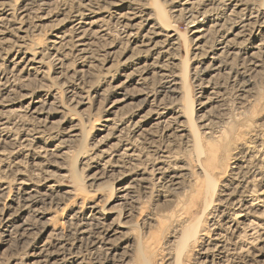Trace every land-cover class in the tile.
I'll list each match as a JSON object with an SVG mask.
<instances>
[{
	"label": "bare ground",
	"instance_id": "obj_1",
	"mask_svg": "<svg viewBox=\"0 0 264 264\" xmlns=\"http://www.w3.org/2000/svg\"><path fill=\"white\" fill-rule=\"evenodd\" d=\"M165 1L20 0L14 7L10 0H0V206L3 202L4 213L7 209L22 213L59 192L72 199L73 206L80 202L82 206L69 207L67 215L71 241L79 246L87 241V250L103 255L104 264L114 260L116 242L127 226L115 222L111 207L97 209L82 195L83 180L76 169L66 168V160L74 152L71 158L78 163L89 162L96 154L108 156L114 165L125 163L132 174L116 189L115 202L120 203L132 201L133 187L147 180L166 188L178 186L188 165L171 150L181 143L193 149L207 188L213 191L216 182L208 169L218 149L204 151L200 135L216 138L214 147L223 139L222 132L212 136L218 124L213 109L220 103V78L227 72L239 92L250 93L253 75L264 65V0H168V5ZM54 2L59 8L56 14L41 12ZM33 4L36 8L30 7ZM181 20L188 24L186 36L176 25ZM26 27L33 33L46 32V38H32L22 32ZM187 68L199 81L195 101L177 100ZM154 85L158 91L151 89ZM90 116L99 132L91 138L95 155L85 149L88 135L83 121ZM193 123L201 130L200 134L195 130V138L187 129ZM158 130L168 143L163 152L154 146ZM140 160L152 167L140 166ZM68 177L74 187L62 188L60 181ZM6 178L15 184V195L5 196ZM244 182L223 192L221 203L232 207V213L219 212L222 224L213 220L209 236L199 230V220L171 221L173 214H168L177 264L191 243L198 248L194 264L241 260L264 264V194L248 199ZM157 197L168 209L174 206L175 198L165 188ZM86 211L85 219L79 217ZM33 212L34 218L26 221L9 216L12 223L20 222L13 238L31 235L33 220L50 215ZM53 219H46L26 264H85L83 255L73 252L74 247L65 250L62 239L51 233ZM256 227L259 234L253 238Z\"/></svg>",
	"mask_w": 264,
	"mask_h": 264
},
{
	"label": "rangeland",
	"instance_id": "obj_2",
	"mask_svg": "<svg viewBox=\"0 0 264 264\" xmlns=\"http://www.w3.org/2000/svg\"><path fill=\"white\" fill-rule=\"evenodd\" d=\"M19 1L20 0H10V3L13 4L14 7H18ZM168 4L169 1L166 0L165 5ZM30 7L36 8V4H33ZM58 9V4L54 2L49 4L45 11L41 12L53 15L57 13ZM176 25L178 26L180 33L185 35L188 24L181 20L178 21ZM23 31L26 34H30L32 38L35 37L40 41H44V38H46V32L33 33L27 27L22 29V32ZM186 54L187 50L183 46L181 57L185 58ZM186 74H188V76L186 75L184 78L185 84L181 87V94L178 96L177 100L188 98L190 100L194 99L195 101V93L198 91L197 86L199 85V81L189 75L188 68ZM253 76L254 85L252 86L250 93L239 92L237 90V83L232 81L233 78H231V74L226 72L221 76L219 81L221 87L218 89L217 94L220 103L214 107L215 110L212 108L214 116L216 115L215 118L217 120H215L218 122L212 130V136H218L223 133V139L217 143V147H214L216 144L215 142L217 141L216 138L209 139V135H205L204 133H201L200 135L204 151L208 152L213 148L218 149L214 156L215 161L213 162V166L208 169V173L210 174L212 180L216 182V188L214 187L213 191L211 189L210 191L207 188L203 174L199 171L198 162H196L195 152H193V149L191 147H185L181 143H175L173 148L170 147L172 148L171 151H178L181 159L188 165L187 171L180 180L179 185L176 187L166 188V186H162L155 181L147 180V182H144L145 185L136 184L133 187L132 201L123 200L120 203H116V189L121 187L119 184L128 182L127 179L131 176L132 171H130V167L125 166L126 164L123 162H118L114 165V161L108 160V156L98 158L99 155L95 153L96 149L93 147V145L96 144L91 141V138L99 134L97 131L98 125H94L91 118L92 116L83 121L86 125L88 135V139L85 142V149L96 155L91 160L92 163L91 161L78 163L72 159L73 152L64 164L66 168L73 167V170L76 169L78 173L77 176H81L83 180V184H81L83 188V196L89 197L90 201L93 202L97 209L106 210L111 207L112 212H114L113 217L115 222L121 224L124 223L127 226L123 236L116 242L118 245L117 255L115 254L114 257H112L114 260L109 264H177L175 256L177 254V246L170 243L172 228H167V225L170 222L167 220L168 214H173L171 221H174L175 219L179 220L180 218H188L189 222L199 220V230L205 231V234L209 236V234H212V231L210 230H212L211 224L213 220H215V222H217L220 226L222 224V220L219 219V212L225 211L228 212V214L232 213V207H228L224 203H221L223 192H228V190L229 192L231 190L233 191L237 182L245 181L247 183L245 191L247 192L244 194L248 199H254V197L261 191H263L264 194V65L262 66L260 72L254 74ZM159 88L160 87H158V85H154L151 89L153 91H158ZM92 115L94 116V119V113H92ZM189 127L190 128L187 129L190 136L192 135L193 137L198 129H196V125L194 123L189 124ZM199 130L198 132L200 134L201 130ZM159 133L160 130L156 133L154 146L158 149V151L160 150V152H163V150H165V146H167L166 144L168 143L166 142V139L163 138L162 133ZM107 146L109 147V144H107ZM72 150H74V148ZM137 163L148 169L152 167V163L150 162L141 161ZM29 164L30 163L25 165V168L28 171L30 170ZM69 170L70 169H68V171ZM4 181H6V186H8L5 196H8L9 193V195H15V193H13L15 184L9 178L4 179ZM36 184L38 185L37 187H39V183ZM60 186L62 188H67L69 186L74 187V183L72 179L68 177L60 181ZM160 187H163V189ZM164 188L175 198H173L174 206L170 209L166 207V203L163 199L157 197L159 196L160 191L164 190ZM194 189L196 190V193L193 192ZM59 193L57 195H53L51 199L42 200L41 198L37 200L34 206L22 211V213L13 214V211H9L8 209L6 210L7 212L4 213L2 210L3 202H1L0 264H26V260L32 258L31 253H33L35 244L42 235L43 227L48 224L45 222L46 219L50 217H54V219L50 222L49 229H52L51 233L56 234L57 238L62 239L61 245L64 244L63 246L65 250L70 249V247H74L73 252L76 251L83 255L85 258V264H104L106 259L103 255L100 257L98 255L94 256L87 250V241H83L84 244H80L81 246L75 245V243L71 241L70 232L72 228L68 227L67 223L70 221L67 216L69 214V207L72 206V210H75L76 208L81 207L82 204L79 202L75 204L76 206H73L71 204L72 199H68L66 197L62 198L61 193ZM18 198L19 197L15 196V199L13 200L14 203L19 202ZM224 205L226 208L223 209V207H225ZM33 210L50 215L46 216L45 220H39V216L33 220V222H35V228L31 235L21 240L13 238L17 233V230H19L16 226L19 225L20 222L17 224H15V222L12 223L10 217L15 219L20 216L19 220H31L36 214ZM72 210H70V212ZM168 210H170V212ZM1 213H3V215H1ZM87 214L88 212L86 211L79 217H83L85 219ZM150 215L152 218L151 220H148L147 217ZM125 216L128 217L125 218ZM157 219L159 221H157ZM259 228H254L253 238L258 236ZM254 241L255 240L253 239V242ZM246 242L249 241H244L243 243L245 244ZM83 245H85V247ZM139 250L141 255L138 253ZM197 250L198 248L196 247V244L191 243L190 251L185 254L182 262L178 264H194L197 257ZM121 256H124V258H120ZM58 258L62 259V254ZM239 264H259V262L257 263L254 261L249 263L247 260H241L239 261Z\"/></svg>",
	"mask_w": 264,
	"mask_h": 264
}]
</instances>
